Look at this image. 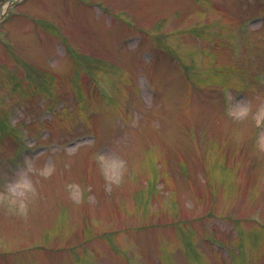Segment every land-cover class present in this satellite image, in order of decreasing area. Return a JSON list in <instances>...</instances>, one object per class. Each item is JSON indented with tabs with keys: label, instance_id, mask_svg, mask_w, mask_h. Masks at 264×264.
<instances>
[{
	"label": "rangeland",
	"instance_id": "374dc122",
	"mask_svg": "<svg viewBox=\"0 0 264 264\" xmlns=\"http://www.w3.org/2000/svg\"><path fill=\"white\" fill-rule=\"evenodd\" d=\"M14 1L0 264H264V0Z\"/></svg>",
	"mask_w": 264,
	"mask_h": 264
}]
</instances>
